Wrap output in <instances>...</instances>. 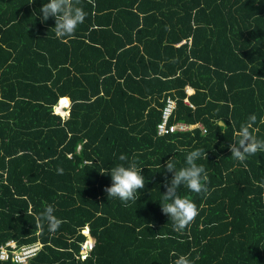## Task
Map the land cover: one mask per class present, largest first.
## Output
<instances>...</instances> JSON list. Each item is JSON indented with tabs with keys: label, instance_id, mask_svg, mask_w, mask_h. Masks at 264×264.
Masks as SVG:
<instances>
[{
	"label": "trees",
	"instance_id": "1",
	"mask_svg": "<svg viewBox=\"0 0 264 264\" xmlns=\"http://www.w3.org/2000/svg\"><path fill=\"white\" fill-rule=\"evenodd\" d=\"M46 2L0 0V245L40 240L28 264H264V153L240 163L228 147L252 114L264 139V0H80L86 18L65 42L41 22ZM167 98L169 123L191 129L157 134ZM195 149L208 193L177 190L199 212L176 232L163 165ZM133 157L146 183L125 207L99 170ZM47 205L55 232L35 227Z\"/></svg>",
	"mask_w": 264,
	"mask_h": 264
},
{
	"label": "clouds",
	"instance_id": "2",
	"mask_svg": "<svg viewBox=\"0 0 264 264\" xmlns=\"http://www.w3.org/2000/svg\"><path fill=\"white\" fill-rule=\"evenodd\" d=\"M89 2L91 3V0ZM32 3H34V0H29V4ZM39 11L42 13L41 22H46L50 17L54 18L55 24L52 29L56 38L60 39L61 42H65L68 38L74 36L78 25L84 22L87 15L80 6V0H47L46 3L42 4ZM33 15H36L35 10ZM61 99L62 97L57 105H59ZM66 104L68 107L70 102ZM54 111L60 114L62 108L61 110L54 108ZM68 112L67 110L60 115L65 117ZM256 120L255 114L250 115L247 122L242 123L239 130L234 133L236 139L228 146L233 160L243 163L249 156L264 153V139L257 138L251 130ZM217 126L223 132L227 129V125L223 123V120L219 121ZM201 156V150L195 149L187 153L185 157L186 166L177 169L171 159L163 165L166 171L172 175L170 180L165 177L163 181L165 191L159 201L162 212L172 220L173 230L176 232H182L186 229L199 212L197 205L188 197L179 195L177 190L184 186L192 193L204 195L208 193V175L204 166L196 163ZM119 160L128 161V157L121 154ZM57 171L59 174L63 173L62 168H58ZM99 172L102 175L110 174L111 176V185L104 188L107 197L118 198L125 207L128 206L129 201L136 202L139 198L136 193L145 187V177L142 175L141 167H137L135 157L127 165L121 163L110 169L103 168ZM260 186L264 187V183ZM54 212V207L47 205L44 211L35 218V227L43 228V223L46 221L49 232L57 231L62 220L57 218ZM85 233H88V231ZM171 255L176 254L173 252ZM172 264H192V262L187 255H179Z\"/></svg>",
	"mask_w": 264,
	"mask_h": 264
},
{
	"label": "built area",
	"instance_id": "3",
	"mask_svg": "<svg viewBox=\"0 0 264 264\" xmlns=\"http://www.w3.org/2000/svg\"><path fill=\"white\" fill-rule=\"evenodd\" d=\"M186 90L191 92L188 86H186ZM63 99V98H62ZM61 99V100H62ZM184 100L188 102L187 98ZM175 101L172 98H167L165 102V106L163 107L161 120L156 125V132L158 135L168 134L174 130L178 131H186L192 128V124H188L183 121H177L174 123H169V118L173 113L175 108ZM192 106L191 103H189ZM57 109V108H56ZM202 127V126H201ZM203 131H206L203 128ZM88 230L85 229L84 232ZM43 243L40 241H35L31 243H26L22 245H18L14 239H9L0 245V260H12L18 264H28L29 260L36 255V253L41 249ZM91 241L86 240L81 247V256L84 257L88 249L92 247Z\"/></svg>",
	"mask_w": 264,
	"mask_h": 264
},
{
	"label": "crops",
	"instance_id": "4",
	"mask_svg": "<svg viewBox=\"0 0 264 264\" xmlns=\"http://www.w3.org/2000/svg\"><path fill=\"white\" fill-rule=\"evenodd\" d=\"M186 86L189 87V89L191 90V92H190V91L188 92V91L186 90ZM186 86H185V91H186V93H187V94H191V93L193 92L194 89H193L192 87H190L189 85H186ZM62 98H63V99L66 98V99L68 100V103L70 102V100L68 99V97H62ZM63 99L60 100L59 105H55V107H56V108H62V111H64V110L67 111V104H66V102H65ZM63 104H64V105H63ZM61 114H63V113H61ZM86 234H87V237H86L85 241L88 240V239H90L89 232L86 233ZM91 237H92V236H91ZM37 241H40V240H37ZM85 241H84V242H85ZM84 242H83V243H84ZM83 243H82V245H83ZM80 252H81V250H80Z\"/></svg>",
	"mask_w": 264,
	"mask_h": 264
},
{
	"label": "water",
	"instance_id": "5",
	"mask_svg": "<svg viewBox=\"0 0 264 264\" xmlns=\"http://www.w3.org/2000/svg\"><path fill=\"white\" fill-rule=\"evenodd\" d=\"M89 240L91 241L92 244H93L94 241H95L94 237H91V236H90V239H89Z\"/></svg>",
	"mask_w": 264,
	"mask_h": 264
},
{
	"label": "rangeland",
	"instance_id": "6",
	"mask_svg": "<svg viewBox=\"0 0 264 264\" xmlns=\"http://www.w3.org/2000/svg\"><path fill=\"white\" fill-rule=\"evenodd\" d=\"M55 108H56V107H55ZM57 110H61V108H57ZM65 112H66V110L61 111L60 114H61V113H65ZM83 252H86V251L83 250Z\"/></svg>",
	"mask_w": 264,
	"mask_h": 264
},
{
	"label": "bare ground",
	"instance_id": "7",
	"mask_svg": "<svg viewBox=\"0 0 264 264\" xmlns=\"http://www.w3.org/2000/svg\"><path fill=\"white\" fill-rule=\"evenodd\" d=\"M64 105V104H63Z\"/></svg>",
	"mask_w": 264,
	"mask_h": 264
}]
</instances>
